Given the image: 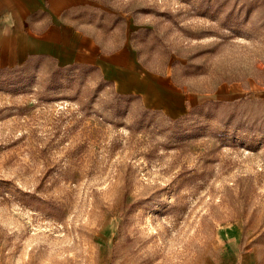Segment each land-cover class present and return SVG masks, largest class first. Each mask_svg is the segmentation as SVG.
I'll return each instance as SVG.
<instances>
[{
    "label": "rangeland",
    "instance_id": "rangeland-1",
    "mask_svg": "<svg viewBox=\"0 0 264 264\" xmlns=\"http://www.w3.org/2000/svg\"><path fill=\"white\" fill-rule=\"evenodd\" d=\"M83 15L185 109L93 65L0 67V264H264V0H88Z\"/></svg>",
    "mask_w": 264,
    "mask_h": 264
},
{
    "label": "crops",
    "instance_id": "crops-1",
    "mask_svg": "<svg viewBox=\"0 0 264 264\" xmlns=\"http://www.w3.org/2000/svg\"><path fill=\"white\" fill-rule=\"evenodd\" d=\"M87 4L88 0H0V67L41 57L61 65L97 66L119 93L136 94L145 105L171 117L181 113L182 96L145 71L132 51L108 52L87 32ZM244 262L263 264L253 254Z\"/></svg>",
    "mask_w": 264,
    "mask_h": 264
}]
</instances>
